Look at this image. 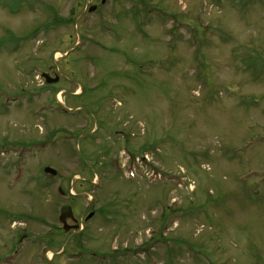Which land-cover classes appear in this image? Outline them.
<instances>
[{
  "label": "rangeland",
  "instance_id": "1",
  "mask_svg": "<svg viewBox=\"0 0 264 264\" xmlns=\"http://www.w3.org/2000/svg\"><path fill=\"white\" fill-rule=\"evenodd\" d=\"M102 1L0 0L4 264H264V0Z\"/></svg>",
  "mask_w": 264,
  "mask_h": 264
},
{
  "label": "water",
  "instance_id": "2",
  "mask_svg": "<svg viewBox=\"0 0 264 264\" xmlns=\"http://www.w3.org/2000/svg\"><path fill=\"white\" fill-rule=\"evenodd\" d=\"M45 78L47 79V76L46 75H45ZM52 81H54V80H52ZM44 172L49 173L51 175H54L55 174V170L52 169V168H50V167H45L44 168ZM67 218H71V219L73 218L72 217L71 207L68 204L61 206L60 213H59V222L62 224V227H63V230L64 231H67L69 229L67 227V224H66V219Z\"/></svg>",
  "mask_w": 264,
  "mask_h": 264
},
{
  "label": "flooded vegetation",
  "instance_id": "3",
  "mask_svg": "<svg viewBox=\"0 0 264 264\" xmlns=\"http://www.w3.org/2000/svg\"><path fill=\"white\" fill-rule=\"evenodd\" d=\"M92 5H95V4H92ZM82 21H83V19H82ZM81 21V22H82ZM60 72V71H59ZM61 73V72H60ZM55 74V73H54ZM56 75V74H55ZM90 206V204L87 206V208ZM89 212H91V210H89L86 214H85V216L83 215V218L82 217H75V214H74V221H70V220H68L67 222H68V224H67V227H70V226H75L76 225V227H72V229L69 231L70 232V237H73V235L74 234H79L80 232H82L83 231V222L85 223V222H87L88 221V219H86V215L89 213ZM73 213H74V208H73ZM68 241V240H67ZM70 241H73V239L71 240H69V242Z\"/></svg>",
  "mask_w": 264,
  "mask_h": 264
},
{
  "label": "bare ground",
  "instance_id": "4",
  "mask_svg": "<svg viewBox=\"0 0 264 264\" xmlns=\"http://www.w3.org/2000/svg\"><path fill=\"white\" fill-rule=\"evenodd\" d=\"M57 55V54H56ZM125 165V168H126V170L129 172V173H131V174H133V175H137L138 173H136L135 171H136V168L134 169V167H133V163L132 164H128V162L127 163H125L124 164ZM132 171H134V173H132ZM153 173V172H152ZM152 173L150 172H145V176H146V178H148V177H152V178H162V176H158V177H156V176H154V175H152ZM17 184V183H16ZM15 184V185H16ZM90 210L92 211V209L90 208ZM91 214H92V212H89L86 216H88L89 218H90V216H91ZM47 254V255H45V254ZM49 255V256H48ZM50 255H51V252L48 250V249H45L44 251H43V256L47 259V260H51V257H50ZM17 257H18V255H17Z\"/></svg>",
  "mask_w": 264,
  "mask_h": 264
}]
</instances>
